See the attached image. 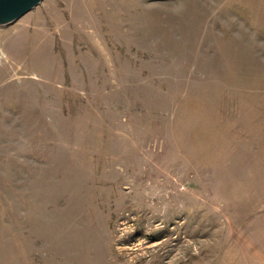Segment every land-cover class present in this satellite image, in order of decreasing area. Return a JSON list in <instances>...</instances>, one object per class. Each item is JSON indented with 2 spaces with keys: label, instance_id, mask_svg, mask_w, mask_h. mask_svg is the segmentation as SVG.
<instances>
[{
  "label": "rangeland",
  "instance_id": "374dc122",
  "mask_svg": "<svg viewBox=\"0 0 264 264\" xmlns=\"http://www.w3.org/2000/svg\"><path fill=\"white\" fill-rule=\"evenodd\" d=\"M0 264H264V0L1 24Z\"/></svg>",
  "mask_w": 264,
  "mask_h": 264
},
{
  "label": "water",
  "instance_id": "95a60500",
  "mask_svg": "<svg viewBox=\"0 0 264 264\" xmlns=\"http://www.w3.org/2000/svg\"><path fill=\"white\" fill-rule=\"evenodd\" d=\"M42 0H0V25L16 20Z\"/></svg>",
  "mask_w": 264,
  "mask_h": 264
}]
</instances>
